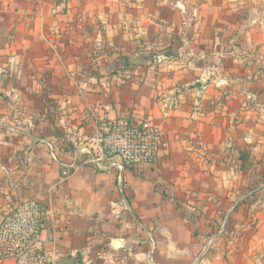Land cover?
Returning a JSON list of instances; mask_svg holds the SVG:
<instances>
[{
    "label": "crops",
    "instance_id": "crops-1",
    "mask_svg": "<svg viewBox=\"0 0 264 264\" xmlns=\"http://www.w3.org/2000/svg\"><path fill=\"white\" fill-rule=\"evenodd\" d=\"M230 1L67 0L53 17L55 0H0V221L31 199L51 211L50 264H179L206 248L220 199L243 198L264 160L245 106L263 85L226 37ZM124 117L159 127L167 151L102 170L97 124Z\"/></svg>",
    "mask_w": 264,
    "mask_h": 264
},
{
    "label": "rangeland",
    "instance_id": "rangeland-1",
    "mask_svg": "<svg viewBox=\"0 0 264 264\" xmlns=\"http://www.w3.org/2000/svg\"><path fill=\"white\" fill-rule=\"evenodd\" d=\"M230 5V12L226 13L225 18L227 26L232 27L226 30L229 34L226 37L229 38L233 51L246 55V63L250 68L261 69L259 75L251 77L250 81H259L263 86L258 92L248 90L249 100L245 109L252 113V118L259 120L256 124H259V129L264 134V0H231ZM255 165H248L249 184L243 190V198L236 200L238 196H235L232 201L220 199L217 207L220 214L217 221H214L215 225L210 224V229L205 224L204 229L199 232L206 242V248L200 253L193 248L192 252H185L184 257L182 255L177 258L179 264H264V234L257 218L264 211V160H259ZM257 170L260 173L257 174ZM257 180L263 185L262 188H258L259 184L255 183ZM189 207L190 209L187 205L178 206L179 213L190 226V238L194 239L199 234L194 229V212L191 205ZM87 257L91 260L89 255ZM117 258L114 264H150L138 258L130 260L124 255ZM103 264L113 263L103 261ZM151 264L159 263L154 259Z\"/></svg>",
    "mask_w": 264,
    "mask_h": 264
},
{
    "label": "built area",
    "instance_id": "built-area-1",
    "mask_svg": "<svg viewBox=\"0 0 264 264\" xmlns=\"http://www.w3.org/2000/svg\"><path fill=\"white\" fill-rule=\"evenodd\" d=\"M67 0H55L53 17L64 15ZM196 114H193L194 119ZM96 156L89 159L102 170H139L158 160L167 151L163 131L149 121L128 118L102 120L97 124ZM69 172L64 170L63 177ZM36 200H27L15 207L0 221V262L12 264H50L48 249L55 244L50 230V214Z\"/></svg>",
    "mask_w": 264,
    "mask_h": 264
},
{
    "label": "water",
    "instance_id": "water-1",
    "mask_svg": "<svg viewBox=\"0 0 264 264\" xmlns=\"http://www.w3.org/2000/svg\"><path fill=\"white\" fill-rule=\"evenodd\" d=\"M196 87H199V84H197ZM74 264H80V262L78 261V259L75 260V263Z\"/></svg>",
    "mask_w": 264,
    "mask_h": 264
}]
</instances>
